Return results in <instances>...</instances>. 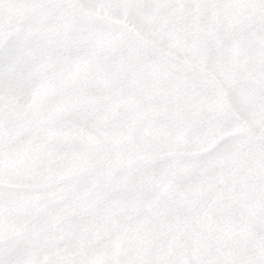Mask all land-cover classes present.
Masks as SVG:
<instances>
[{
	"label": "snow or ice",
	"instance_id": "obj_1",
	"mask_svg": "<svg viewBox=\"0 0 264 264\" xmlns=\"http://www.w3.org/2000/svg\"><path fill=\"white\" fill-rule=\"evenodd\" d=\"M0 53V264H264V0H0Z\"/></svg>",
	"mask_w": 264,
	"mask_h": 264
},
{
	"label": "clouds",
	"instance_id": "obj_2",
	"mask_svg": "<svg viewBox=\"0 0 264 264\" xmlns=\"http://www.w3.org/2000/svg\"><path fill=\"white\" fill-rule=\"evenodd\" d=\"M19 50L26 57V69L32 70L37 66L57 67V58L61 55L60 49L55 44V37L43 34H25L18 40ZM3 55V53H0ZM71 163V162H69ZM41 207L39 201L28 204L19 213L6 215L4 218L5 228H18L30 220H34L26 229L25 238L31 243H38L55 234L57 227V213L49 211L39 219H34L35 212ZM29 252L33 249H28ZM3 259L9 260V264H19V254L13 253L11 258L4 256Z\"/></svg>",
	"mask_w": 264,
	"mask_h": 264
},
{
	"label": "rangeland",
	"instance_id": "obj_3",
	"mask_svg": "<svg viewBox=\"0 0 264 264\" xmlns=\"http://www.w3.org/2000/svg\"><path fill=\"white\" fill-rule=\"evenodd\" d=\"M16 254H17V255L19 254V249L16 250Z\"/></svg>",
	"mask_w": 264,
	"mask_h": 264
}]
</instances>
